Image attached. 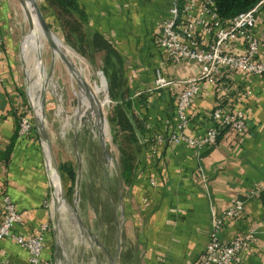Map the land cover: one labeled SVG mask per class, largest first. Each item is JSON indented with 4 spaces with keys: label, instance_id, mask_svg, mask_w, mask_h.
Listing matches in <instances>:
<instances>
[{
    "label": "crops",
    "instance_id": "1",
    "mask_svg": "<svg viewBox=\"0 0 264 264\" xmlns=\"http://www.w3.org/2000/svg\"><path fill=\"white\" fill-rule=\"evenodd\" d=\"M78 3L88 17L87 25L110 40L122 58L127 96L146 127L132 183L125 188L117 264H197L210 241L215 215L222 216L239 199L246 201L245 212L239 219L226 221L220 238L231 242L256 228L257 240L244 254L243 264H264V192L249 199L252 191L264 185V76L236 73L216 85L204 83L190 111L189 133L200 137L212 129L211 114L216 108L241 110L248 121L245 135L223 132L218 147L203 150L158 144L155 136H169L174 128L185 81L200 74L195 63H173L158 45L173 0ZM9 22L11 10L0 0V226L5 217L4 196L9 195L22 218L15 230L31 237L52 221L53 201L37 130L25 138L18 134L20 118L29 106L19 83ZM255 34L264 39V10ZM233 51L244 55L246 42L239 41ZM259 59L264 61V51ZM159 78L173 85L157 89ZM68 252L75 253L72 245ZM78 253L79 264H101L96 256L92 261L85 259L84 249ZM44 260L56 264L54 244L47 243ZM5 263L29 264V253L13 241H0V264Z\"/></svg>",
    "mask_w": 264,
    "mask_h": 264
},
{
    "label": "rangeland",
    "instance_id": "2",
    "mask_svg": "<svg viewBox=\"0 0 264 264\" xmlns=\"http://www.w3.org/2000/svg\"><path fill=\"white\" fill-rule=\"evenodd\" d=\"M35 1L52 31L69 47L67 55L85 84L81 86L65 57L54 54L45 36L29 37L30 25L19 0H4L11 10L9 39L26 103L29 106V83L37 91L40 108L44 90L47 96L46 128L61 173V176L57 173L60 198L62 192L66 195L62 209L65 249L68 252L70 245L74 248L73 264H79L80 249L87 251L85 259L92 261L96 256L101 264H109L110 259L117 256L123 235L124 200L128 192L122 177L123 153L129 155L135 165L143 121L138 112L134 117L130 115L131 121L124 113H118V103L111 98L106 74L107 71L120 72L121 91L114 86L119 96L127 97L124 67L112 63L107 70V50L97 40L102 35L60 7L44 0ZM102 38L115 49L110 40ZM44 149L50 167L46 145ZM52 208L54 210V203ZM72 208L77 209L86 229L98 238L104 249L95 244L85 230L78 228Z\"/></svg>",
    "mask_w": 264,
    "mask_h": 264
},
{
    "label": "built area",
    "instance_id": "3",
    "mask_svg": "<svg viewBox=\"0 0 264 264\" xmlns=\"http://www.w3.org/2000/svg\"><path fill=\"white\" fill-rule=\"evenodd\" d=\"M264 10V0L249 12L231 21L223 20L214 0H173L169 18L164 22L158 38V45L175 64L195 63L200 68L197 78L185 81L177 100L174 128L169 136L156 135L158 144L186 145L203 150L218 147L223 132L245 135L248 129L246 114L241 110L228 111L225 107L216 108L211 114L212 129L203 136L189 133L190 111L196 98L203 92V84H218L221 79H229L236 73L264 76V61L260 55L264 51V39L255 34L259 15ZM243 40L247 51L239 55L234 46ZM3 42L0 39V58L3 56ZM173 85L166 78H159L157 89ZM30 108L20 118L18 134L25 138L35 130ZM264 185L255 189L250 198L260 197ZM5 217L0 226V241L10 240L29 253V264H53L44 260V252L53 223L41 226L35 236L25 237L15 228L22 218L16 204L9 195L4 196ZM48 206H50L48 204ZM246 201L236 200L222 216L215 215L210 241L197 264H243V256L257 240V229L231 242H223L220 234L228 219H239L245 212ZM53 208H51L52 214ZM12 264V263H5Z\"/></svg>",
    "mask_w": 264,
    "mask_h": 264
},
{
    "label": "trees",
    "instance_id": "4",
    "mask_svg": "<svg viewBox=\"0 0 264 264\" xmlns=\"http://www.w3.org/2000/svg\"><path fill=\"white\" fill-rule=\"evenodd\" d=\"M49 3L51 6H58L61 9L67 11L70 14L77 16V18L82 21L84 24L88 23L87 15L81 10L78 0H44ZM263 0H214L216 7L218 9V13L220 17L225 21H231L236 17L240 16L243 13L249 12L253 8H255L260 2ZM98 42L101 43V46L107 50V58L105 59V63L107 65V70H110L112 63L122 65L124 67V62L119 54L112 48V46L108 45L105 40L100 36L97 38ZM117 60V61H116ZM107 77L109 83L111 85V98L118 103V113L121 115L124 113L125 118L131 121V116L134 117L133 112V102L130 96H119L118 92H116V87L120 90V86H122V77L120 72L107 71ZM116 87H115V86ZM121 91V90H120ZM127 109V110H126ZM127 112H123V111ZM132 111V113H131ZM131 113V114H130ZM143 132L146 130V127L143 126ZM36 132V128H35ZM135 165L133 160L129 155L123 153V171L122 177L125 181L126 185H130L133 179ZM71 179L74 180V174L71 173ZM60 183V177L58 178ZM50 246L53 247L54 241L52 237V233L50 234L47 242Z\"/></svg>",
    "mask_w": 264,
    "mask_h": 264
},
{
    "label": "water",
    "instance_id": "5",
    "mask_svg": "<svg viewBox=\"0 0 264 264\" xmlns=\"http://www.w3.org/2000/svg\"><path fill=\"white\" fill-rule=\"evenodd\" d=\"M20 4L24 5V0H19ZM37 15L39 17V19L41 20V24L42 27L44 28V30L47 32V34L50 36L53 34L52 29L50 28L49 24L47 23V21L45 20V17L43 15V13L41 12L40 8H37ZM33 33V26L30 27V32L29 35ZM68 66H70V63H67ZM104 80L107 82V78L105 77L104 73L101 72ZM50 76L52 77V73H50ZM40 103H41V108H42V118L39 119L37 111L35 110L31 98L29 96L28 93V104L29 107L31 109V112L33 114V119H34V123H35V128L39 134L40 140L42 142L43 145V149L45 148V145L47 146L48 150H49V156L51 159V164L52 167L59 173V175L61 176L60 173V169L53 151V148L51 146V142L48 136V132H47V128H46V107H47V96H46V92L44 90L43 95L40 98ZM103 117V114H102ZM102 144L104 146V153L106 155V157H108V150H106L105 148V143L103 138H101ZM45 152V149H44ZM46 155V153H45ZM51 168L49 169L48 167V172H49V178H50V187H51V192H52V201L54 203V210L52 211V222H53V231H52V236H53V241H54V256L56 259V264H73L72 261V256L69 252L66 251L65 249V244H64V239H63V232H64V226H63V205L64 202L66 201V195L65 192H62L61 198L57 199L56 195H55V189L53 186V182H52V178H51ZM62 179V178H61ZM61 183L63 184L62 180ZM73 220L75 221V223L77 224L78 228H80L81 231L85 230V233L88 234L91 238H93V240L95 241V244H97L98 246L102 247V244L100 243V241L98 240V238L96 236H93L90 231H88L85 227V224L83 222V220L81 219L77 209H73ZM108 253V252H107ZM109 256H111L108 253ZM109 264H117V260L114 258H111L109 261Z\"/></svg>",
    "mask_w": 264,
    "mask_h": 264
},
{
    "label": "bare ground",
    "instance_id": "6",
    "mask_svg": "<svg viewBox=\"0 0 264 264\" xmlns=\"http://www.w3.org/2000/svg\"><path fill=\"white\" fill-rule=\"evenodd\" d=\"M22 5V4H21ZM37 8L38 5L36 3L35 0H24V5H22V9L27 17V21L28 24L31 26H33V33L29 35V37H33L37 34L43 35L45 36L48 41L50 42V44L53 47L54 50V54L55 55H62L63 57H65L67 59V61L70 63V65L72 66V68L74 69V73H75V77L79 80L80 79V83L81 86H84L85 84L82 82L76 68L73 65V62L71 60V58L69 57V55H67L68 51H69V47H67L62 41H60L58 39V37L55 35V33L53 32L52 35H48L47 32L44 30V28L42 27L41 24V20L39 19L38 15H37ZM27 37V38H29ZM31 89V90H30ZM29 96L31 98L32 104L35 108V110L37 111L38 117L39 119L42 118V108H40L39 103L37 102V91L35 90V88H32V85L29 83ZM49 167V165H48ZM51 168V178H52V182H53V186L55 189V195L57 197V199L60 198V194H59V189H58V179H57V171L52 167V164L50 162V167ZM72 214L73 211L71 210Z\"/></svg>",
    "mask_w": 264,
    "mask_h": 264
}]
</instances>
